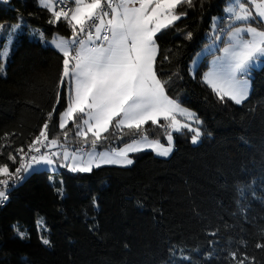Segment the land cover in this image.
<instances>
[{
    "label": "trees",
    "instance_id": "1",
    "mask_svg": "<svg viewBox=\"0 0 264 264\" xmlns=\"http://www.w3.org/2000/svg\"><path fill=\"white\" fill-rule=\"evenodd\" d=\"M225 3L182 4L176 11L187 15L156 34L157 76L166 81L168 97L196 112L200 141L192 144L183 129L173 133L166 158L140 151L131 154L130 166L36 170L21 180L16 175L0 206V264H264V247H257L264 245V62L251 71L242 104L221 100L203 81L207 55L193 75L187 70L212 23L227 31ZM18 16L21 25L8 40ZM35 28L46 37L73 36L72 24L63 17L55 21L38 0L0 1V50L7 48L0 71V165L9 170L45 123L48 140L86 149L91 143L75 136L72 121L58 126L66 106V90L57 87L64 57L30 38ZM113 132L96 147L115 149L142 132L162 139L167 127L148 121L140 131Z\"/></svg>",
    "mask_w": 264,
    "mask_h": 264
},
{
    "label": "snow or ice",
    "instance_id": "2",
    "mask_svg": "<svg viewBox=\"0 0 264 264\" xmlns=\"http://www.w3.org/2000/svg\"><path fill=\"white\" fill-rule=\"evenodd\" d=\"M3 2L7 3L8 0ZM38 2L40 6L53 12L55 21L63 17L73 27L70 40L61 37L51 42L64 57L57 87L64 88L67 96L65 110L59 114V127L64 129L72 121L77 129L75 136L83 137L86 145L88 133L92 134L88 145L91 150L87 153L76 150L70 154L67 150L64 151L63 159L71 160V171L91 172L93 165L99 168L101 163L131 165L133 160L128 158V153L142 150L139 147L141 144L160 156L166 157L172 152L171 132L166 134L168 147L158 139L149 140L147 134L142 132L138 139L122 149L97 153V143L108 139L101 133L108 132L113 121L115 135L124 128L140 131L141 125L148 121L158 124L163 118L169 121L168 127L173 131L181 132L187 128L195 133L192 142H197L200 130L181 123L176 119V114L199 122L198 119L169 99L165 93L166 81L158 78L155 69L159 52L156 34L187 15L186 11L177 12L176 9L182 4L194 6L193 0H71L74 7L67 10L62 7L60 11L55 10L50 0ZM57 3L63 4L64 0H57ZM249 4L254 6L255 15L246 7ZM226 11L233 21L244 22V26L237 25L233 28L229 25V42L223 48L224 55L218 58L216 69L205 75V80L221 100L227 97L236 104H242L249 96L250 82L247 75L255 64L264 62V30L253 26L256 23L264 24V3H257L256 0H232ZM73 21L79 24L78 31ZM49 23L53 21L50 20ZM19 27L20 25L13 26L12 31ZM186 38L191 39V34ZM6 55L5 47L0 50V71H3L2 59ZM60 96L58 91L56 103L60 102ZM77 115L80 117L78 122ZM51 117L50 112L49 119ZM47 128L48 124L45 123L33 144L36 152L40 151L36 145H41L43 141H48L53 146L59 143L56 139L48 140ZM64 139H68L67 132ZM52 155L59 156L60 153ZM9 159L15 162L16 158L9 156ZM32 160L48 165L54 163L48 154H42L38 158L34 156ZM30 167V164L21 165L15 170V174L19 175L22 169L27 171ZM10 175L8 166L0 165V176ZM0 185H3V190H0L2 202L8 199V179L0 180ZM58 191L62 193V189ZM18 234L22 239L25 236L23 232ZM42 243L50 245L46 238H42ZM257 247L264 245L258 244ZM237 264L243 262L238 261Z\"/></svg>",
    "mask_w": 264,
    "mask_h": 264
},
{
    "label": "rangeland",
    "instance_id": "3",
    "mask_svg": "<svg viewBox=\"0 0 264 264\" xmlns=\"http://www.w3.org/2000/svg\"><path fill=\"white\" fill-rule=\"evenodd\" d=\"M1 2H3V0H0ZM52 1V0H50ZM257 3H264V0H256ZM39 3V2H38ZM232 3V0H226V3L223 7V15H228L230 17V14L226 11L230 5ZM246 7H249L250 10H252L253 12V15H255V8L253 5L249 4V5H246ZM214 21V20H213ZM13 26L15 25H21V18L20 16H18L17 20L12 24ZM226 25V28H227V31L224 33V34H219L216 32V28L214 26V23H212V29L210 30V32L208 33V36H207V41L206 43H204L200 48H198L192 55L191 59L189 60L188 62V65H187V70L189 72L190 75H193L195 70H196V67L197 65L199 64L200 60L205 56H206V62H207V66H206V69L205 71L203 72V74L207 71V72H210V71H213L216 69L217 67V64H218V58L220 57H223L224 53H223V48L226 47L228 45V35L230 34L228 29H229V25H231L233 28H235L237 25L243 27L244 26V22H235L233 21L231 18L230 20L225 24ZM253 26L257 27L258 29H261V30H264V24L262 23H256L254 24ZM18 29V28H17ZM28 36L30 38H34V39H38L41 41V43L43 45H53L51 42L53 40H57L59 38H61L62 36H59L57 34H53L52 36L50 37H46L44 36V34L39 31V29H29L28 31ZM72 36L70 37H63L67 40H70ZM54 47V45H53ZM8 49H9V46H8ZM56 49V48H55ZM58 51V50H57ZM62 53V52H61ZM63 54V53H62ZM5 57V56H4ZM3 57L2 59V69H4L5 67V58ZM263 62H258L257 64H255V66L252 67L251 71L253 69H256V68H259L261 66ZM251 71H250V74L247 75V79L249 80L250 82V75H251ZM203 76V75H202ZM211 88V87H210ZM212 89V88H211ZM250 89H251V82H250V88H249V94H250ZM213 90V89H212ZM214 91V90H213ZM216 94L217 92L214 91ZM218 95V94H217ZM66 96H67V93H66ZM169 99H171L169 97ZM173 100V99H171ZM175 103L179 104L181 108L183 109H187L189 112L193 113L195 115V117L198 119L197 115H196V112L180 103H178L177 101L173 100ZM232 101V100H231ZM66 107V106H65ZM65 110V108H64ZM64 110L60 111V113H62ZM59 117V116H58ZM79 115H77V122L79 121ZM119 119V118H117ZM176 119L181 121V122H184V123H187L189 124L192 128H198V125H199V122L195 121V120H189L187 119L185 116H182L180 114H176ZM160 120H162L165 124H166V127H167V132H171V135L173 137V133H175L176 131H173L172 129H170L168 127V124H169V121H166L164 120L163 118H161ZM159 120V122H160ZM199 121V119H198ZM158 122V123H159ZM60 124V118L58 119V126ZM75 125V124H74ZM114 125H115V121H113V126H110L109 128V131H112L114 130ZM163 125V124H162ZM186 130H188L187 128H185ZM77 131L76 129V126H75V132ZM189 131V130H188ZM190 132V131H189ZM106 132H103L101 133V135L105 134ZM164 135V137L162 139H160L159 137H150L148 136L149 140H156L158 139L160 141L161 144H163L165 147H168L169 144H168V141H167V135ZM193 135H195V133L193 132H190V141L192 144H197L199 141H200V136H199V139L197 140L196 143H193L192 142V137ZM81 139L84 140L83 137H80ZM88 139H92V134L91 132L88 133ZM138 139V138H136ZM136 139H129L123 143H121L118 147H116L115 149L119 150V149H122L124 147H126V145L128 144H132V142ZM52 140V139H49V141ZM58 145L57 146H53L51 145L50 143H44V149L45 151L47 150H50L52 153H59V149H61V152H60V155L59 156H55L53 155L51 158L54 160V163L52 165H48V164H45L43 163L42 161L37 163L36 161H33L32 158L25 161L22 165H31V167L27 170V171H24L23 169L21 170V172L19 173L18 175V180H21L20 177H25L27 174H29L30 172L32 171H36V170H46V171H49L51 174H54L56 173L59 169L61 168H65L67 170H70V167H71V160H68V161H65L63 159V153L65 150H67L70 154H72L73 152H75L76 150H79L78 147L76 148H73V145H71V143L69 142H63V141H58ZM142 150L140 151H151L155 156L157 157H161V158H166L168 156H160V155H157V153L155 151H153L151 148H148L146 146H144L143 144H141L139 146ZM173 147H174V139H173V142H172V150H173ZM90 147H88L85 151H81L82 153H87L88 151H90ZM112 149L108 148V147H96V152L99 153V152H103V151H111ZM45 151L43 153H38L35 155V157H39L40 155L42 154H45ZM140 151H130L128 153V158L133 160V158L131 157V154L132 153H136V152H140ZM85 159H87V157L85 156ZM61 165H65V166H61ZM101 165H117V166H123L121 164H111V163H101ZM127 166H130V165H127ZM93 167H95V165H93ZM71 171V170H70Z\"/></svg>",
    "mask_w": 264,
    "mask_h": 264
},
{
    "label": "built area",
    "instance_id": "4",
    "mask_svg": "<svg viewBox=\"0 0 264 264\" xmlns=\"http://www.w3.org/2000/svg\"><path fill=\"white\" fill-rule=\"evenodd\" d=\"M54 6H55V9L56 11H60V9L63 7L65 8L66 10L67 9H71L74 7V5L72 4L71 0H64V3L63 4H59L57 3V0L54 1ZM76 29L77 31L79 30V24L76 26ZM223 29V31H222ZM217 33L219 34H223L225 32V26H219L217 25V29H216ZM82 35V34H81ZM99 43V42H98ZM37 139V138H36ZM36 139L29 145V147L20 155V158L18 160V165L13 168L12 170H9V173L11 174L10 176H1L0 177V180H3V179H8V183H9V187L10 186H13L16 184V174H15V170L19 167H21V165L31 159L32 157H34L36 154L38 153H43L45 150H42L41 149V145H36V147H39L40 148V151L39 152H36L34 149H33V144L34 142L36 141ZM78 147V149L80 151H85L86 150V147L84 145H79V146H75L73 148H76ZM59 153L61 152V149L58 150ZM45 154H48L50 155L51 157L53 156L52 152L50 150H47L45 151ZM0 190H3V185H0ZM5 203V200L0 202V206L4 205Z\"/></svg>",
    "mask_w": 264,
    "mask_h": 264
},
{
    "label": "crops",
    "instance_id": "5",
    "mask_svg": "<svg viewBox=\"0 0 264 264\" xmlns=\"http://www.w3.org/2000/svg\"><path fill=\"white\" fill-rule=\"evenodd\" d=\"M54 1L55 0H52V1H50L53 5H54ZM69 18H71V13L69 14ZM73 24H76V26L78 25L75 21H73ZM10 34V35H9ZM8 34V40H10L11 38H12V36H13V34H14V31H11L10 33ZM60 36V35H59ZM63 37V36H62ZM67 39H69V38H67ZM52 47H53V45H51ZM55 48V47H54ZM58 50V49H57ZM59 51V50H58ZM207 73H209V72H205L204 74H203V76H202V79H203V81L209 86V87H211L207 82H206V80H205V75L207 74ZM212 88V87H211ZM213 89V88H212ZM64 110V109H63ZM58 119H59V117H58ZM181 123H184V122H181ZM62 153V152H61Z\"/></svg>",
    "mask_w": 264,
    "mask_h": 264
}]
</instances>
